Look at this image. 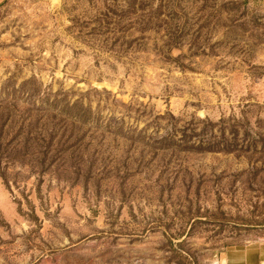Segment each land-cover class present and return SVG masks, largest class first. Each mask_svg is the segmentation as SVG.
<instances>
[{"label": "rangeland", "instance_id": "rangeland-1", "mask_svg": "<svg viewBox=\"0 0 264 264\" xmlns=\"http://www.w3.org/2000/svg\"><path fill=\"white\" fill-rule=\"evenodd\" d=\"M261 240L264 0H0V264Z\"/></svg>", "mask_w": 264, "mask_h": 264}, {"label": "crops", "instance_id": "crops-1", "mask_svg": "<svg viewBox=\"0 0 264 264\" xmlns=\"http://www.w3.org/2000/svg\"><path fill=\"white\" fill-rule=\"evenodd\" d=\"M221 257L225 264H264V240L239 248L227 249Z\"/></svg>", "mask_w": 264, "mask_h": 264}]
</instances>
